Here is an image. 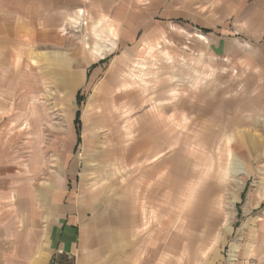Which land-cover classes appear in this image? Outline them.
Masks as SVG:
<instances>
[{"label": "crops", "instance_id": "1", "mask_svg": "<svg viewBox=\"0 0 264 264\" xmlns=\"http://www.w3.org/2000/svg\"><path fill=\"white\" fill-rule=\"evenodd\" d=\"M88 19L106 22L112 45L125 51L135 37L159 41L173 25L197 29L210 39L211 53L226 59L221 69L228 75L223 77L234 86L217 96L207 91L200 107L186 99L180 105L186 114L204 116L207 133L196 160L167 141L164 123L132 125L127 134L137 132L136 137L113 146L109 183L95 190L84 176L80 179V159L56 150L62 141L52 139L43 147L44 140L33 134L38 126L32 101L37 98L30 87L22 91L21 86L37 84L39 71L23 53L31 56L38 51L34 46L58 37L71 20ZM242 37L253 45L242 44ZM64 68L59 83L69 81ZM249 68L253 73L239 72ZM251 84L258 89L255 97L245 94ZM263 119L264 0H0V264L219 261L213 240L201 241L202 252H194L199 248L195 238L188 242L193 255L183 251L175 217L182 211L193 220L189 226L204 229L207 236L230 228L243 239L226 242L237 261L227 257L223 264H264V215H249L236 229L220 215L227 209L230 161L248 165L247 154L261 155L264 137L255 133H261ZM215 147L228 164L218 177L209 167ZM256 197L251 194L246 210L264 208Z\"/></svg>", "mask_w": 264, "mask_h": 264}, {"label": "rangeland", "instance_id": "2", "mask_svg": "<svg viewBox=\"0 0 264 264\" xmlns=\"http://www.w3.org/2000/svg\"><path fill=\"white\" fill-rule=\"evenodd\" d=\"M185 28L173 25L159 41L152 42L147 36L135 37L129 51H125L119 44L112 45L113 35L108 33L106 22L100 19L71 20L59 29L58 37L34 46L38 51L31 52V56L23 53L26 56L23 59H32L39 71L37 84L21 86L22 91L30 87L36 94L37 100L32 103H36L34 123L38 130L33 134L39 141L44 140L43 147L52 139L62 141L64 144L56 150L68 151L71 160L80 159V179L84 176L88 188L99 190L108 185L110 150L120 141L126 143L136 137L137 132L127 134L132 125L164 123L167 141L173 140L179 146L176 150L182 148L181 154L198 158L207 133L204 116L186 114L184 112L188 111L180 105L186 99L200 107L206 102L207 91L217 96V91L234 85H227L223 76L228 72L221 69V62L226 59L211 53L210 39L197 29ZM241 39L242 44L253 45L247 37ZM64 66H67L69 81L59 83ZM249 69L239 72H252ZM240 86L244 88V85ZM257 92V86L251 84L245 94L255 97ZM210 102L221 107L216 105V100ZM260 132L255 134L264 137V119ZM171 152L167 151V155ZM258 152L261 155L253 158L252 152L247 154L248 165L236 158L229 164L231 176L225 181L227 209L220 215H224L230 227L235 229L249 215H264V208L246 210L244 207L249 204L251 194L259 195L256 197L258 202L262 199L264 203V146ZM225 161L226 157L215 147L209 165L214 170L212 175L218 177V171L228 166ZM241 199L244 200L242 203ZM169 214L167 212V218ZM187 216L189 213L184 211L175 215L180 219L181 237L185 240L183 251L189 255L193 253L190 252L193 245L188 242L195 238L199 240V248L194 252H202L201 241L213 240L216 241L214 249L221 257L213 264L226 263L227 257L237 261V254L232 250L229 252L226 242H243V239L239 240L230 228L220 229L214 237L207 236L204 229L190 227L193 220ZM213 231L216 233V229ZM195 232H202L203 236H194ZM190 263L188 259L182 261V264ZM66 264H73V261Z\"/></svg>", "mask_w": 264, "mask_h": 264}]
</instances>
